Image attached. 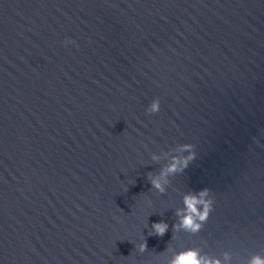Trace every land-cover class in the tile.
<instances>
[{
  "label": "water",
  "instance_id": "1",
  "mask_svg": "<svg viewBox=\"0 0 264 264\" xmlns=\"http://www.w3.org/2000/svg\"><path fill=\"white\" fill-rule=\"evenodd\" d=\"M203 189L200 230L175 228ZM186 249L264 257V0H0V264Z\"/></svg>",
  "mask_w": 264,
  "mask_h": 264
},
{
  "label": "clouds",
  "instance_id": "2",
  "mask_svg": "<svg viewBox=\"0 0 264 264\" xmlns=\"http://www.w3.org/2000/svg\"><path fill=\"white\" fill-rule=\"evenodd\" d=\"M67 43H73L72 41H67ZM160 110L159 98L153 99L151 104L148 106L146 111L149 114H155ZM191 144H182L176 150L180 153L187 152V155L173 156L171 162L161 170L159 176L151 177L150 182L152 187L160 192L165 189L161 183V179L167 183V177L170 174H174L185 169L189 162L194 158V153L192 151ZM155 160L156 157L154 156ZM213 199L209 194L208 189H203L198 193H188L183 197V209H177L176 215L179 218V224L174 225L177 229H183L188 232H198L204 221L207 220L209 213L213 208ZM168 225L163 222L154 223L152 228L156 235L162 236L167 230ZM140 250L144 251L146 249V244L142 243ZM228 256L225 254V260L227 261ZM170 264H222V262L217 258H210L201 255L196 249H186L177 253ZM248 264H264V257L259 255L252 256Z\"/></svg>",
  "mask_w": 264,
  "mask_h": 264
}]
</instances>
